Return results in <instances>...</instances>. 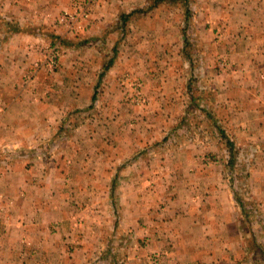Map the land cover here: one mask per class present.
Instances as JSON below:
<instances>
[{
  "label": "rangeland",
  "instance_id": "obj_1",
  "mask_svg": "<svg viewBox=\"0 0 264 264\" xmlns=\"http://www.w3.org/2000/svg\"><path fill=\"white\" fill-rule=\"evenodd\" d=\"M153 4L154 0H144L137 6L142 12L137 11L121 31L114 28L122 12L96 33L86 29L71 37L56 26L57 33L33 35V41L24 42L26 47L22 50L30 61L18 84H14L18 92L34 93L39 99L59 91L58 84H40L39 77L61 73L64 49L69 50L68 58L75 54L77 66L80 64L78 70L76 64L65 70H72L71 74L80 70L92 83L85 84L81 98L68 99L66 108L46 118L42 130H35L42 143L34 151L44 168V178L33 180L50 187L48 194L43 195L46 201L65 205L67 210L58 251H48L44 244L48 234H53L51 227L36 230L20 226L18 239H14L17 243L10 242V234L5 237L7 241L0 251H6L9 259L2 260L0 255V264H92L93 258L105 256L106 252L112 259L116 255L118 264H127L132 251L139 248V237L147 238L146 230L153 227V220L159 216L156 214L165 209L168 201L184 206L195 203L196 196L201 197V187L210 186L203 180L207 171L215 168L223 172V184L244 202V207L239 208L232 199L238 207V218H232L233 224L248 238L251 230L256 236L259 227L264 233V209L252 192L256 144L251 139L242 143L236 126L241 100H250V89H264V65H259L264 53L255 46L248 25L245 27L247 21H258L255 14L264 17V0H187L185 4L181 0H159ZM6 20H0L4 25L0 27L1 49L9 35L4 32ZM261 23L263 18L258 24ZM8 25L14 26L11 22ZM88 37L95 38L99 46L81 44ZM52 49L57 56L56 64L50 67L46 61ZM114 51L112 65L94 90L104 62ZM90 62V67H85ZM257 103L263 107L260 116L264 122V93ZM1 108L0 112H4L6 106ZM221 132L233 142L232 149L226 147ZM246 135L252 138V133ZM188 151L204 170L196 178L195 164L186 157ZM93 154L98 155V160L93 161ZM114 156L119 162L112 160ZM109 164L114 174L108 196L112 202L107 209L109 214H104L93 229L89 201L79 194L77 186L83 181L89 186L91 181L101 180L102 177L94 180L92 171H107ZM85 167L89 175L83 179L85 173L81 170L85 171ZM24 168L29 169L30 163H25ZM141 168L148 175H137ZM22 179L0 170L3 234L9 230L13 210L29 203V195L26 198L22 190L16 195L5 193L19 188ZM125 189L130 194L124 193ZM128 204L139 208L133 209L134 218L141 215L146 219L140 236L138 228H134L138 222L128 225L123 219ZM257 238L264 239L261 233ZM83 247L89 256H84V260L77 254ZM12 252L17 257L11 261ZM155 258L154 252L148 262L156 264Z\"/></svg>",
  "mask_w": 264,
  "mask_h": 264
},
{
  "label": "crops",
  "instance_id": "obj_2",
  "mask_svg": "<svg viewBox=\"0 0 264 264\" xmlns=\"http://www.w3.org/2000/svg\"><path fill=\"white\" fill-rule=\"evenodd\" d=\"M83 1L0 0V20L5 17L11 20L14 25L8 27L9 23L7 21L3 22L6 26L4 32H9V35L3 49L0 46V111H2L1 106H6L4 112H0V163L5 164V166L0 165V170L6 175L8 173L11 176L15 175L18 179L23 177L21 183H18L19 188L16 187L13 191L8 190L5 192L6 194L15 193L16 195V192L22 190L25 192L26 198L29 195V203L24 204V202L20 207L13 210L10 215L9 230L3 234L0 229V250L4 247L3 244L7 241L5 237L8 234L12 238L14 237L10 239V242H18L14 239H18L20 226H27L30 229L34 227L36 230L47 226L54 229L51 231L53 234H48L46 240L44 239L48 251L53 250L54 253L58 251L57 242H61L64 238L62 236L65 224L63 219H67L65 205H55L46 201L43 195L48 194L50 187L47 184L41 186L39 183L42 182L35 181L39 180L40 176L44 178V168H42L41 161L38 160L34 151L42 143L37 138L35 130L40 127L42 128L39 130H42L46 118L50 119L57 110L62 111L66 108L68 99L81 98L85 84L90 83L92 79L85 73L80 74V70L74 74H71L72 70L70 69L65 70L70 66L73 69L75 64L76 70H78L80 64L77 66L78 62L74 60L75 54H71L72 57L68 58L69 50L64 49L60 58L61 67L59 72L61 73H53L52 77H39L40 84H44V82L56 83L58 86L55 84L54 86L59 88V91L50 94L49 97L40 96L37 99L34 93L18 92L14 84H18L20 81L19 76L30 61L22 50L24 42L27 40L33 41L35 39L32 38L33 35L43 36L46 33V35L51 32L57 33L59 29L56 28L55 22L59 12L72 4ZM143 2L144 0H92V20L86 32H99L100 28L105 27L107 21L114 17L116 13L129 12ZM260 14H255L259 16L258 21H247L245 27L248 25V29L253 32L255 46L264 53V23L258 24L260 19L263 18L264 21V17L263 14L262 16ZM1 26L4 25L1 23ZM263 57L260 58V66L264 65ZM91 62L85 67H90ZM16 80L17 82H15ZM259 89V92L250 89V100H241V109L237 114L236 126L242 134L240 137L242 143L246 144L249 142L247 139H251L253 144H256L255 165L251 172L252 192L261 208L264 209V122L260 116L263 107L257 103L263 95L264 89ZM246 133H252L250 136L253 139L247 138ZM180 156L177 160L180 159ZM186 157H189V160H192V163L195 164L193 177L196 178L200 174V170L204 171L203 167L199 165L198 159L195 160V157L192 159L190 151L186 153ZM98 158V155H95L93 161L98 160ZM117 159H119L117 156L112 157V160L119 162ZM27 162L30 163L29 169L24 168V164ZM112 164L114 162H111ZM81 171L85 173H82L83 179L84 177L87 178V175H89L88 169L86 170L85 167V171L84 168ZM112 171L110 164L109 169L104 170L102 173L94 170L92 171V174H95L94 180L102 177L101 180H97L95 183L91 181L92 184H88L89 186H85L83 181L77 186L79 194L85 198L84 200L89 201L90 207L87 206V208L92 214L90 217L91 222H89L93 229H96V224L104 219V214H109L107 209H109L112 199L108 196L110 195L111 180L114 178ZM207 173V178L203 180L207 181L210 186L204 185L201 187V197L196 196L195 203H190L191 206H184L180 202L168 201L164 210L156 212V215L159 216H156L153 220V227L150 226V229L146 230L145 235L147 238L139 237V248L132 251L127 264H151L148 261L154 252L156 264H264V239L260 238L261 241H259V238H257L260 233L264 237L262 229L257 228L256 236H254V231L251 230V238H248V235L243 233L239 226L233 224L232 218L234 216L238 218L236 212L238 207L232 201L231 191L223 184L225 180L220 175L223 172L215 168L213 172L207 171ZM137 175L143 177L148 175V172H144L141 168L138 170ZM131 176H135V173ZM170 188H173L172 183ZM159 191L166 190L159 189ZM187 191L189 193L188 188ZM125 192L130 194V191H126V189ZM167 192L169 194L168 190ZM205 194L210 197H206ZM57 195H60V193L58 192ZM128 207L129 210L126 207L123 213L125 216L123 219L127 220L128 225L138 222V225L134 228H138L137 233L140 236L143 234L141 229L144 228L145 224L147 225L146 219L141 215L134 218L133 209L139 208L129 204ZM34 221L35 223H33ZM89 238L94 241V236ZM255 243L258 244V247L261 246L262 252L257 249L258 247H255ZM84 250L83 247L77 251V254H81L83 260L84 256L89 257ZM0 253L2 260L9 259L6 251H0ZM16 257L17 255H14V252L10 254L11 261ZM12 262L14 264V261Z\"/></svg>",
  "mask_w": 264,
  "mask_h": 264
},
{
  "label": "built area",
  "instance_id": "obj_3",
  "mask_svg": "<svg viewBox=\"0 0 264 264\" xmlns=\"http://www.w3.org/2000/svg\"><path fill=\"white\" fill-rule=\"evenodd\" d=\"M92 0H84L78 4L62 9L56 19V26L66 36H76L84 33L91 22ZM56 51L52 49L47 55V64L52 67L56 64Z\"/></svg>",
  "mask_w": 264,
  "mask_h": 264
},
{
  "label": "trees",
  "instance_id": "obj_4",
  "mask_svg": "<svg viewBox=\"0 0 264 264\" xmlns=\"http://www.w3.org/2000/svg\"><path fill=\"white\" fill-rule=\"evenodd\" d=\"M181 1L184 2V4L187 2V0H181ZM157 2H159V0H154V4L157 3ZM146 10H147V8H146ZM137 11L142 12L141 11V8H135V9H132L131 11H129V12H122V13H120L119 16L117 17V20H116V24L117 25H116V27L114 29H119L120 31L123 30V28L128 25V22L137 13ZM6 21H7V23H10L11 22V20H9V19H7ZM8 27H10V26L8 25ZM11 30H13V29H11ZM85 43L86 44L94 43V45H96V46L98 45L99 46V42L95 38H92V37L84 38L83 40H81V44H85ZM115 53H116V51L112 52L111 55L108 56L106 62H104L103 66H102V69L100 70V72L98 74V77L96 79V82L94 84V90L99 85V83L102 80V77L104 76L106 70L109 69V67L112 65V63L114 61V55H115ZM224 135L225 134L223 132H221V137L223 139L225 138V140H226V143H225L226 144V147H229V149H232L233 148V142L230 141ZM231 195H232L233 201L236 203V205L239 208L240 207L241 208L244 207L243 206V203L244 202L241 199H239L234 192L231 191ZM252 210H254V209H252ZM245 215H246V213H245ZM254 245H255V247H258V244L255 243ZM259 248L262 249L261 246H259ZM260 251L262 252V250H260ZM107 254L108 253L106 252V255ZM106 255L105 256H101V254H100L96 258H93L92 261H91L92 264H118V261H120L119 258H117L116 255H114L113 259L111 258V256H106ZM109 257H110V260H109V262H107L108 261L107 259Z\"/></svg>",
  "mask_w": 264,
  "mask_h": 264
}]
</instances>
